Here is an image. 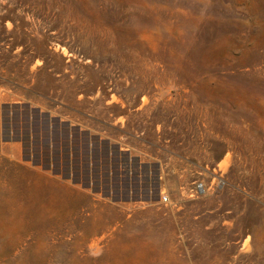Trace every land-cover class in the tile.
<instances>
[{
    "label": "rangeland",
    "instance_id": "rangeland-1",
    "mask_svg": "<svg viewBox=\"0 0 264 264\" xmlns=\"http://www.w3.org/2000/svg\"><path fill=\"white\" fill-rule=\"evenodd\" d=\"M0 264H264V0H0Z\"/></svg>",
    "mask_w": 264,
    "mask_h": 264
},
{
    "label": "trees",
    "instance_id": "trees-1",
    "mask_svg": "<svg viewBox=\"0 0 264 264\" xmlns=\"http://www.w3.org/2000/svg\"><path fill=\"white\" fill-rule=\"evenodd\" d=\"M15 89L18 91L21 90V93L23 96H25L28 99V95L24 94L27 93L25 90H23L20 86L13 85ZM31 96H34L32 94ZM35 96L42 100H47V98H44L43 96H40V94H35ZM62 105L63 110L61 111V115L59 116H52L51 112L49 110L42 111L41 108H33L30 103L24 102L22 104H2V108L4 110H13L15 112H22L25 114L26 119L30 120L33 118L34 122L36 123L34 126V130L36 132L42 133L44 135V155H41L40 153L36 155L34 158L36 165L44 168L46 171H52L55 176H67L72 177L74 181L77 182V174H79L76 169L72 168L76 161V147L78 145L81 146V141L84 139L85 141L89 139H95L98 142L104 144L105 148L107 149L108 146H110L109 140L105 139L103 140L99 135L93 134L90 130H82L81 126H75L71 124L70 121H64L62 118V115L67 114V108L65 105L61 104L60 102L56 103V106ZM50 109V108H49ZM32 114V115H31ZM29 129V128H28ZM63 130L66 135V141L67 144L70 146L66 147V151L63 153L62 162L59 160L58 152L57 150L51 152L50 144H51V138L50 134H54V143L57 145L58 143V134ZM27 139H24V143L26 144V151H29ZM113 149L115 153L119 157H124V159L128 162L131 160V155L127 152L121 151V148L119 145L113 144ZM27 156L29 157L28 160L31 159V155L29 152H26ZM106 155H109V152H106ZM133 161H138L135 158H133ZM117 166V165H116ZM115 166V167H116Z\"/></svg>",
    "mask_w": 264,
    "mask_h": 264
},
{
    "label": "built area",
    "instance_id": "built-area-1",
    "mask_svg": "<svg viewBox=\"0 0 264 264\" xmlns=\"http://www.w3.org/2000/svg\"><path fill=\"white\" fill-rule=\"evenodd\" d=\"M220 170L222 171V169H220ZM220 184H221V182H219V183L217 184V187H219ZM206 192H207V190H206L205 186H204L202 183H199V184L196 185V188L190 192V196H191L192 198H197V197L203 195V194L206 193ZM167 200H168V199H167V197L165 196V197H164V201L167 202Z\"/></svg>",
    "mask_w": 264,
    "mask_h": 264
}]
</instances>
